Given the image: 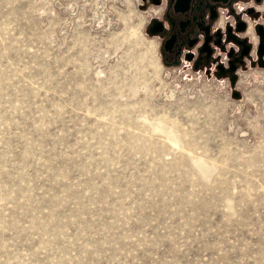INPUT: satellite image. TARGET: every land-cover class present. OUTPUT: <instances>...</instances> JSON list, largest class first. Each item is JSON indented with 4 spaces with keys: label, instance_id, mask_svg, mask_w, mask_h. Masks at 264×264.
Listing matches in <instances>:
<instances>
[{
    "label": "rangeland",
    "instance_id": "1",
    "mask_svg": "<svg viewBox=\"0 0 264 264\" xmlns=\"http://www.w3.org/2000/svg\"><path fill=\"white\" fill-rule=\"evenodd\" d=\"M150 0H0V264H264V69L163 67Z\"/></svg>",
    "mask_w": 264,
    "mask_h": 264
},
{
    "label": "flooded vegetation",
    "instance_id": "2",
    "mask_svg": "<svg viewBox=\"0 0 264 264\" xmlns=\"http://www.w3.org/2000/svg\"><path fill=\"white\" fill-rule=\"evenodd\" d=\"M160 64L233 83L264 69V0H150Z\"/></svg>",
    "mask_w": 264,
    "mask_h": 264
},
{
    "label": "water",
    "instance_id": "3",
    "mask_svg": "<svg viewBox=\"0 0 264 264\" xmlns=\"http://www.w3.org/2000/svg\"><path fill=\"white\" fill-rule=\"evenodd\" d=\"M230 81H231V83H233V80L232 79H230Z\"/></svg>",
    "mask_w": 264,
    "mask_h": 264
}]
</instances>
